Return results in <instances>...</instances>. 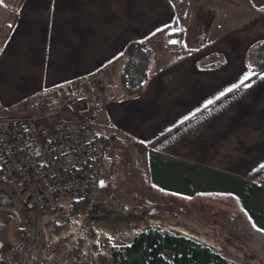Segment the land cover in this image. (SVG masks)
<instances>
[{
	"label": "crops",
	"instance_id": "0c3cea01",
	"mask_svg": "<svg viewBox=\"0 0 264 264\" xmlns=\"http://www.w3.org/2000/svg\"><path fill=\"white\" fill-rule=\"evenodd\" d=\"M133 41L152 51L149 80L123 98ZM260 43L264 0H0V113L63 84L100 88L92 117L107 145L131 147L162 196L224 201L264 254V73L247 59Z\"/></svg>",
	"mask_w": 264,
	"mask_h": 264
},
{
	"label": "rangeland",
	"instance_id": "374dc122",
	"mask_svg": "<svg viewBox=\"0 0 264 264\" xmlns=\"http://www.w3.org/2000/svg\"><path fill=\"white\" fill-rule=\"evenodd\" d=\"M106 159L110 164L102 187L89 190L82 212L69 218H64L68 209L38 214L23 205L16 184L5 180L10 184L0 187V264H117L112 249L128 245L149 228L193 239L240 261L232 264H264V254L254 255L263 248L262 240L240 225L241 219H230L232 210L224 201L178 202L160 195L133 149L117 141L108 142ZM65 220L66 228L56 233V225Z\"/></svg>",
	"mask_w": 264,
	"mask_h": 264
},
{
	"label": "built area",
	"instance_id": "2783aa9c",
	"mask_svg": "<svg viewBox=\"0 0 264 264\" xmlns=\"http://www.w3.org/2000/svg\"><path fill=\"white\" fill-rule=\"evenodd\" d=\"M92 92L70 84L28 96L27 112L0 117V168L16 184L22 203L56 215L100 187L107 143L92 117Z\"/></svg>",
	"mask_w": 264,
	"mask_h": 264
},
{
	"label": "trees",
	"instance_id": "16d2710c",
	"mask_svg": "<svg viewBox=\"0 0 264 264\" xmlns=\"http://www.w3.org/2000/svg\"><path fill=\"white\" fill-rule=\"evenodd\" d=\"M162 33L159 32L156 35ZM180 34L181 32H178V35ZM167 36H175V33L167 34ZM261 54H264L263 43L251 48L247 56L253 64L254 76L264 73V59H261ZM120 59L122 61L120 73L122 97H135L149 80L152 51L147 41H133L125 46ZM174 62L168 63L167 66ZM8 184L3 179L0 168V187ZM85 200L71 202L68 206V214L64 218L81 213ZM66 226L67 220L60 222L56 225V233ZM111 255L117 264H231L206 245L176 233L162 232L153 228L137 233L128 245L114 247Z\"/></svg>",
	"mask_w": 264,
	"mask_h": 264
},
{
	"label": "snow or ice",
	"instance_id": "6c2138e0",
	"mask_svg": "<svg viewBox=\"0 0 264 264\" xmlns=\"http://www.w3.org/2000/svg\"><path fill=\"white\" fill-rule=\"evenodd\" d=\"M173 43H175V41H173ZM253 74H254V73H253ZM251 75H252V74H246V75L243 77V79L241 80L240 84L235 85L234 87H236V88H239V87H241V86L249 87L250 85L245 84L244 81L249 80V79L251 78ZM261 78H264V74H262ZM231 90H232V89H229L228 91H231Z\"/></svg>",
	"mask_w": 264,
	"mask_h": 264
},
{
	"label": "water",
	"instance_id": "95a60500",
	"mask_svg": "<svg viewBox=\"0 0 264 264\" xmlns=\"http://www.w3.org/2000/svg\"><path fill=\"white\" fill-rule=\"evenodd\" d=\"M100 187H102V182L100 183Z\"/></svg>",
	"mask_w": 264,
	"mask_h": 264
}]
</instances>
